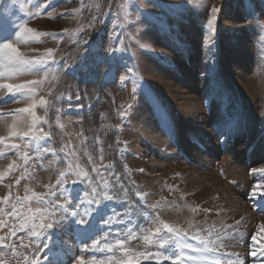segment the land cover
Masks as SVG:
<instances>
[{"label": "rangeland", "instance_id": "obj_1", "mask_svg": "<svg viewBox=\"0 0 264 264\" xmlns=\"http://www.w3.org/2000/svg\"><path fill=\"white\" fill-rule=\"evenodd\" d=\"M34 2L0 0V21L5 24L22 22L27 19L26 11L34 10L31 7ZM138 2L143 3L147 16L133 17L126 24L116 20L114 11L102 9L106 15L84 37L88 45L77 47L71 41L78 37L65 35L63 39L43 37V43L22 47L26 55H40L46 49L54 48L60 63L67 62L64 70L49 73L48 82L40 94L47 98L48 90L52 89L54 94L71 95V107L65 98L58 102L63 110L64 132L71 136L73 143H78L75 133L81 128L89 137L102 140L106 154L111 152L110 158L117 170L123 172V166L127 164L140 189L154 194L149 199L163 196L178 203L211 208L214 211L208 214L209 222L223 219L225 223H234L243 216L246 222L242 229L245 233L243 242L229 250L238 251L244 261L242 264H257L256 258L249 254V237L260 231L259 226L264 224V212L254 207L264 202V186L255 189V198H250V193L259 182V176L251 170L264 168V0H201L200 4L188 0ZM86 3L103 4L104 0H86ZM52 5L57 12L65 13L63 18L44 15L29 20V26L44 32L60 33L68 29L72 33L84 22L72 12L80 7L79 0H50L49 7ZM212 6L220 8L214 33L206 28ZM113 31L123 33L121 43H115ZM110 44L118 49L114 55L122 57L123 62L118 60L115 65L116 79L105 81L104 72L110 65L107 62L97 64L96 56L107 57L106 49ZM89 45L95 48L94 53L89 50ZM32 48L38 51L32 52ZM125 64L132 69L131 74ZM89 73L94 80L87 78ZM133 74L138 80L135 93ZM42 75L30 74L21 80L41 79ZM54 75L58 79H53ZM122 75L129 76V79L121 82L119 77ZM77 90L80 100L75 99ZM195 99L197 103L189 113L187 104ZM80 104L85 107L78 108ZM128 104L132 107L127 111L126 119H122L119 112ZM23 106V102L8 103L2 110L6 112ZM37 113L44 115L40 108ZM48 118L54 120V113L50 112ZM245 122L247 125L244 126ZM10 123L11 117L0 119V135L6 134V124ZM117 124L121 125L118 132L114 128ZM242 126L244 134L241 135L238 132ZM53 130L59 132L58 128ZM196 131L199 133L195 135ZM246 133L251 136L250 143ZM117 135L120 147L126 143L122 159L116 147ZM233 135L236 143L230 145ZM108 144H113L114 149L109 150ZM200 144L206 147L202 148ZM251 146L257 148L255 156L244 157ZM194 148L200 151L201 158L196 157ZM234 150L239 152L237 157ZM9 162L0 158V168ZM199 173L213 174L228 183L234 199L242 201L248 209L245 208L240 216L231 214L228 203L221 202L218 193L207 200L219 202L213 206L206 204V196L202 192L198 194L204 185L190 181L192 177H199ZM53 175L52 171L38 169L39 179L44 182ZM236 178L241 182L237 183ZM9 182H12L11 177L0 183V196L7 193L5 185ZM169 185L173 186V191L169 190ZM33 186L37 191L43 190L35 184ZM19 190L22 194V187ZM181 195L183 200H180ZM217 206L226 210L219 217L215 215ZM113 207L120 210L124 205L117 203ZM189 216L191 213L187 211L163 214L167 220L180 222ZM203 217L202 213L196 219L202 220ZM71 233L72 228L68 227L64 242L70 244L78 255L79 245ZM261 235L264 236V232ZM262 245L264 240H260L257 247ZM245 252L247 257H244ZM88 256L85 253L86 259ZM260 264H264V260Z\"/></svg>", "mask_w": 264, "mask_h": 264}, {"label": "snow or ice", "instance_id": "obj_2", "mask_svg": "<svg viewBox=\"0 0 264 264\" xmlns=\"http://www.w3.org/2000/svg\"><path fill=\"white\" fill-rule=\"evenodd\" d=\"M79 2L80 7L72 12L84 22L72 33L68 29L60 33L44 32L29 26V20L44 15L64 17L65 13L57 12L55 5L49 7L50 0H35L31 4L34 10L26 11L27 19L22 22L5 24L0 21V91L3 92L0 119L11 117V123L6 124V134L0 135V158L10 161L0 168V183L9 177L12 181L5 185L7 193L0 196V264H58V259L62 264H242L241 255L229 249L239 247L243 242L245 233L242 229L246 227L243 216L234 223H225L223 219L209 222L208 214L214 211L211 208L178 203L163 196L149 199L154 194L140 189L127 164H124L123 172L117 170L110 158L111 152L106 154L102 140L89 137L81 128L75 133L78 143H73L71 136L64 132L63 110L58 102L65 98L71 107V95L54 94L52 89L48 90L47 98L40 94L49 73L64 70L67 62L60 63L56 57L57 49L48 48L40 55H26L22 47L43 43V37L63 39L65 35L78 37L71 41L77 47L88 45L84 37L106 15L102 9L114 11L120 24L128 23L133 17L147 16L143 3L138 0H104L103 4L92 5L86 0ZM188 2L200 4L201 0ZM54 12L55 16L52 15ZM219 12L218 7L210 8V19L206 22L208 31L215 32ZM112 35L116 44L122 42V32L113 31ZM89 50L95 52L92 45ZM106 51L109 55L96 56V63L107 62L110 67L104 72V80L114 81L115 65L123 59L114 55L118 49L111 44ZM127 71L132 73L131 68ZM40 73L43 74L41 79L21 80L26 75ZM87 78L95 79L91 73ZM53 79L58 77L54 75ZM119 79L125 82L129 76L122 75ZM137 83L133 74V93ZM75 99H81L78 90ZM16 102H23L25 106L6 112L2 110L3 105ZM83 107L85 105H78V108ZM131 107L128 104L119 116L126 119ZM38 108L43 109V116L38 115ZM50 112L55 115L52 121L48 118ZM54 127L59 132L54 131ZM114 128L118 132L121 125ZM116 147L122 159L126 143L120 147L118 135ZM107 148L113 150L114 145L108 144ZM38 169L52 171L54 175L44 182L39 179ZM251 171L259 176V182L250 193V198H255V189L264 186V168ZM34 184L43 190L37 191ZM168 188L174 190L171 185ZM183 199L181 195L180 200ZM117 203L124 207L117 210L113 207ZM254 207L264 212V202ZM170 211H187L191 216L183 222L163 218V214ZM224 211L217 208L215 215L219 217ZM202 213L203 219L197 220ZM68 227L72 228L71 234L79 245L78 255L70 244L60 239ZM259 228L260 231L249 237V254L256 258L257 264L264 260V245L257 247L260 240H264L261 235L264 224ZM53 245H59L61 251H54ZM85 253L89 254L87 259ZM49 256H52L51 260Z\"/></svg>", "mask_w": 264, "mask_h": 264}, {"label": "bare ground", "instance_id": "obj_3", "mask_svg": "<svg viewBox=\"0 0 264 264\" xmlns=\"http://www.w3.org/2000/svg\"><path fill=\"white\" fill-rule=\"evenodd\" d=\"M192 102H194V103H192ZM195 103H197V100L195 99V100H191V102L189 103V104H187L188 105V107H187V109H189V113H192L191 111H192V109H193V107L195 106ZM227 125H229V124H227ZM245 125H247V122H245L244 123V126ZM243 126L241 127V131H239L238 133H240L241 135L242 134H244V132H243ZM199 133V131H196V133H195V135L196 134H198ZM237 133V134H238ZM246 135H247V141L250 143V141H251V136H250V134H248V133H246ZM235 138V135H233V139ZM197 136L195 137V140H196V142H197ZM236 139V138H235ZM230 141V140H229ZM232 141V140H231ZM202 143V142H201ZM211 143V142H210ZM208 143H206V145H207ZM201 145V147L202 148H205L206 146H205V144H200ZM230 145H231V142H230ZM208 147V146H207ZM237 149V148H236ZM256 147L255 146H251L248 150H247V152H245V155H244V157L246 156V157H248V158H252V157H254L255 156V153H256ZM194 150L197 152V154H196V157H202V154L200 153V151H198L197 149H195L194 148ZM235 152H234V154H235V156L237 157L238 156V150H234ZM205 153V152H204ZM204 158V157H203ZM206 159V158H205ZM203 160V159H202ZM239 160V159H238ZM228 170V169H227ZM200 175H199V177H197V178H191L190 179V181H191V183H196L197 185H204V188H203V191H199V193L198 194H200L201 192L203 193V196H206V198H205V200L206 201H208L207 199H208V197L209 196H211L212 194H216V193H218V194H220L219 196H221V202H227L228 203V205L227 206H229V208H230V213L231 214H233V215H235V216H240L241 214H243V210H245V208H247L248 209V206L246 205V204H244L242 201H240V200H238L237 198H236V200L234 199L235 197V195H234V193H233V190H232V187H230V185L228 184V183H226V182H224V181H222L221 179H219L217 176H215V175H213V174H205V173H199ZM236 174H238V171L236 172ZM230 175V174H229ZM232 175V174H231ZM236 180H237V183H240L241 181H240V178H236ZM211 181H213L212 183H210ZM190 183V184H191ZM189 184V185H190ZM194 185V184H193ZM210 199V198H209ZM197 201V203H199L200 201H198V200H196ZM215 200H209L208 202H206V204H211L212 206H213V203H217V202H219L220 200H217V201H215ZM220 202V203H221ZM220 203H218L219 205H220ZM226 203V204H227ZM197 205V204H196ZM210 205V206H211ZM217 208H219L218 206H217ZM216 209V208H215ZM246 209V210H247ZM234 250V249H233ZM238 252V251H237ZM241 252V251H240ZM246 253V252H245ZM244 257H247V253H246V256H244ZM243 257V258H244ZM254 260V259H253ZM242 262H244V261H242Z\"/></svg>", "mask_w": 264, "mask_h": 264}]
</instances>
